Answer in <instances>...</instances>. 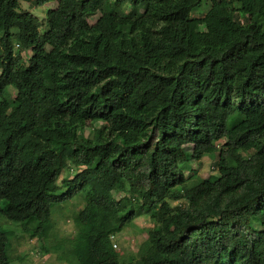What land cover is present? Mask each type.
<instances>
[{"label":"trees","instance_id":"1","mask_svg":"<svg viewBox=\"0 0 264 264\" xmlns=\"http://www.w3.org/2000/svg\"><path fill=\"white\" fill-rule=\"evenodd\" d=\"M54 2L42 22L0 0V216L45 241L53 206L82 196L98 222L76 221L61 260L264 264V0H211L199 18L204 0L36 4ZM213 154L217 177L192 182ZM138 215L147 248L122 258L111 236Z\"/></svg>","mask_w":264,"mask_h":264},{"label":"rangeland","instance_id":"2","mask_svg":"<svg viewBox=\"0 0 264 264\" xmlns=\"http://www.w3.org/2000/svg\"><path fill=\"white\" fill-rule=\"evenodd\" d=\"M36 1L37 0H21L22 9L31 12L42 20V22H45L47 12L56 9L58 4L54 2L39 7ZM210 7L211 0H204L202 5L192 13V16L197 18L202 17L209 11ZM99 17V14L90 17L88 19L89 25L95 24ZM23 56L25 61L28 62L31 53H24ZM11 93L14 98L16 92L12 90ZM100 126L101 124H97L94 127L89 125L83 132V136L89 138L96 136V130L99 129ZM216 160L217 154L211 156L207 155L201 162H193L192 170L187 171L186 175L188 177L193 176L192 179L194 181L192 182L194 183L197 178L209 179L217 177L218 170L215 167ZM75 173L76 171L73 173L71 170H64L60 182L67 178H73ZM193 173L196 175H193ZM193 192L196 196L199 195L198 188ZM116 197L118 199H123L124 195L117 193ZM173 204L176 205L177 203ZM98 214V209L91 204H87L82 196H76L73 199L55 204L52 209L54 228L50 238L45 241H41L37 238L32 239L22 235V233L19 235V232H21L20 229L14 226L17 224L14 222H10L12 223L10 224L4 217L0 216V227L3 231L13 232L12 234L9 233L10 244L14 246L15 250L14 253L11 248L9 250L10 257H13V262L11 264H72L68 259H60L61 252H56L54 250V245L59 240L73 238L76 235L75 223L77 220H81L86 224L97 223ZM152 226L149 219L142 215H138L132 223L127 224L121 231H118L113 241L114 245H117L115 250L118 255L122 258H138L147 248L148 233Z\"/></svg>","mask_w":264,"mask_h":264},{"label":"built area","instance_id":"3","mask_svg":"<svg viewBox=\"0 0 264 264\" xmlns=\"http://www.w3.org/2000/svg\"><path fill=\"white\" fill-rule=\"evenodd\" d=\"M114 239H115V237L114 236H112V240L114 241ZM114 247L115 248H117V245H114Z\"/></svg>","mask_w":264,"mask_h":264},{"label":"clouds","instance_id":"4","mask_svg":"<svg viewBox=\"0 0 264 264\" xmlns=\"http://www.w3.org/2000/svg\"><path fill=\"white\" fill-rule=\"evenodd\" d=\"M115 238H116V235H113ZM111 240H112V236H111ZM112 242H113V240H112ZM114 244V243H113ZM115 248V247H114ZM116 249V248H115Z\"/></svg>","mask_w":264,"mask_h":264},{"label":"crops","instance_id":"5","mask_svg":"<svg viewBox=\"0 0 264 264\" xmlns=\"http://www.w3.org/2000/svg\"><path fill=\"white\" fill-rule=\"evenodd\" d=\"M211 156V155H210ZM206 157V156H205ZM205 157H204V159H205Z\"/></svg>","mask_w":264,"mask_h":264}]
</instances>
